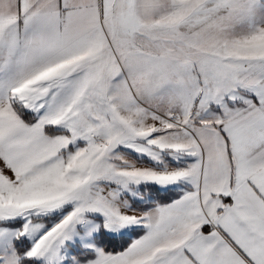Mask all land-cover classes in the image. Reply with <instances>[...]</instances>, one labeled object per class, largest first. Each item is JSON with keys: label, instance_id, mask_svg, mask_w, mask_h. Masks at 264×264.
Returning <instances> with one entry per match:
<instances>
[{"label": "snow or ice", "instance_id": "1", "mask_svg": "<svg viewBox=\"0 0 264 264\" xmlns=\"http://www.w3.org/2000/svg\"><path fill=\"white\" fill-rule=\"evenodd\" d=\"M0 264H264V0H0Z\"/></svg>", "mask_w": 264, "mask_h": 264}]
</instances>
